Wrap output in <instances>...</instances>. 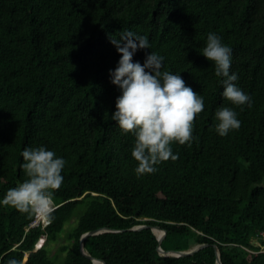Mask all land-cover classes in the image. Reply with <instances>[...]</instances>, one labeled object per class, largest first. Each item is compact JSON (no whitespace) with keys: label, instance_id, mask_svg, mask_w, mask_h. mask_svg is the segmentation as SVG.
Listing matches in <instances>:
<instances>
[{"label":"trees","instance_id":"1","mask_svg":"<svg viewBox=\"0 0 264 264\" xmlns=\"http://www.w3.org/2000/svg\"><path fill=\"white\" fill-rule=\"evenodd\" d=\"M128 30L149 39L164 68L181 72L204 97L193 121L191 147L171 144L178 158L137 178L134 137L111 114L120 94L110 82L120 54L109 42ZM214 32L232 48L230 72L252 106L222 97V78L200 52ZM233 108L238 130L219 136L218 107ZM45 146L66 160L53 193L48 223L0 206V264H94L85 248L107 264H264V0H0V199L21 183L26 147ZM75 224L66 230L67 224ZM161 245L192 256L158 252ZM67 232L62 258L46 245Z\"/></svg>","mask_w":264,"mask_h":264},{"label":"clouds","instance_id":"2","mask_svg":"<svg viewBox=\"0 0 264 264\" xmlns=\"http://www.w3.org/2000/svg\"><path fill=\"white\" fill-rule=\"evenodd\" d=\"M109 42L120 54L116 67L109 69L110 82L120 93L110 116L123 134L134 137L131 156L137 165L133 171L140 178L158 171L157 166L169 158H178L171 148L173 142L191 147L193 121L204 110V97L186 85L181 72L163 70L164 57L155 52L146 51L143 63L134 60L138 51L151 50L146 36L124 30L118 38L110 35ZM232 51L214 32L207 34L205 46L199 50L214 65L215 75L222 78V97L243 111V106H252V99L235 83L238 74L230 72ZM213 119V129L221 137L241 126L231 107H218ZM21 156L20 168L26 179L7 190L0 206L51 218L55 210L52 196L63 183L66 160L45 146L26 147ZM7 264L17 262L11 259Z\"/></svg>","mask_w":264,"mask_h":264},{"label":"water","instance_id":"3","mask_svg":"<svg viewBox=\"0 0 264 264\" xmlns=\"http://www.w3.org/2000/svg\"><path fill=\"white\" fill-rule=\"evenodd\" d=\"M145 228H151L156 235H157V233L155 231L156 228L163 231L161 235H157L158 241H159V245H158L157 249L161 255L166 256V257H188V256H192L195 253H197L198 251H200L201 249H203L209 245V243H202V244L194 245L191 248H188L185 250H175V249L167 250L161 245V243L163 242V240L166 237L167 231L163 227H161L160 225L139 224V225H136L132 228H129L128 230H141V229H145ZM108 231H122V230H116V229H112V228H108V227H103V228H99V229L90 230L88 232H85L80 239V249H81L82 253L87 258H89L94 264H107V263L105 260L97 258L87 251V249L85 248V240L91 235H96V234H99L102 232H108ZM214 248H215V253L217 256L216 264H223V262L221 260V252H220L219 246L217 244H214Z\"/></svg>","mask_w":264,"mask_h":264},{"label":"rangeland","instance_id":"4","mask_svg":"<svg viewBox=\"0 0 264 264\" xmlns=\"http://www.w3.org/2000/svg\"><path fill=\"white\" fill-rule=\"evenodd\" d=\"M53 205H54V203H53ZM47 219L48 218L38 216L37 221L43 220L46 223ZM74 224H75V220L71 221V223L67 224L66 230H69ZM68 243H70V242L67 239V232L65 231L59 236L58 240L50 242L46 245V247L49 250V255L51 257L58 256L59 259L62 258L64 254L59 251L60 247L64 244H68Z\"/></svg>","mask_w":264,"mask_h":264},{"label":"bare ground","instance_id":"5","mask_svg":"<svg viewBox=\"0 0 264 264\" xmlns=\"http://www.w3.org/2000/svg\"><path fill=\"white\" fill-rule=\"evenodd\" d=\"M155 231H156L157 235H161V234H162V232H163L162 230H160V229H157V228H156V230H155Z\"/></svg>","mask_w":264,"mask_h":264},{"label":"built area","instance_id":"6","mask_svg":"<svg viewBox=\"0 0 264 264\" xmlns=\"http://www.w3.org/2000/svg\"><path fill=\"white\" fill-rule=\"evenodd\" d=\"M36 224H38V222H37V221H35L33 225H36Z\"/></svg>","mask_w":264,"mask_h":264}]
</instances>
